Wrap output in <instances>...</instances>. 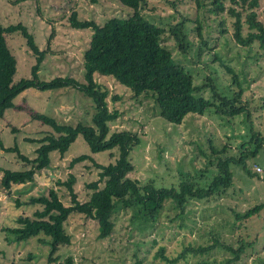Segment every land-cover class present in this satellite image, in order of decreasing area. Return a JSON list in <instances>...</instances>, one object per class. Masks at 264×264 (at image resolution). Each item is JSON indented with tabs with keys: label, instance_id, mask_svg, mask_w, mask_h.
I'll use <instances>...</instances> for the list:
<instances>
[{
	"label": "rangeland",
	"instance_id": "1",
	"mask_svg": "<svg viewBox=\"0 0 264 264\" xmlns=\"http://www.w3.org/2000/svg\"><path fill=\"white\" fill-rule=\"evenodd\" d=\"M142 7L143 14L165 28L162 44L170 50L175 61L186 67L190 79L167 83L159 98L152 95L133 97L129 89L111 77L97 76L96 80L110 90L108 106L119 111L118 117L109 122V133L129 130L140 137L141 144L131 152L134 169L129 176L170 185L176 183L182 173L195 175L205 168L214 171L215 154H211L210 146L220 149L227 145L228 153L229 149L237 152L240 143L250 138L245 114L229 121L215 114L213 109L198 114L199 105L192 94V85L213 83L222 91L232 93L238 90L224 65L238 75L243 88L242 99L250 101L253 127L264 137V49L257 42L250 47L236 43L233 19L226 12L221 17L226 31L222 33L218 16L208 11V3L145 0ZM72 11H77L79 19H91L99 24L110 17H127L131 13L130 8L117 0L97 3L85 0H0V23L6 26L21 22L33 34L38 48L46 50L38 71L41 79L71 76L84 81L83 52L88 47L92 30L71 27L68 17ZM257 13L264 22V0ZM182 18L188 20L184 22L190 43L187 53L179 51L168 32V24ZM247 31L244 24L243 34ZM51 33L52 38L49 37ZM202 40L206 45H201ZM6 41L17 61L13 81L29 77L35 59L25 39L20 33L13 32L6 35ZM214 54L222 59L223 66L213 60ZM115 94L119 99L112 102L110 96ZM197 94L209 98L212 93L205 87ZM13 102L15 107L6 109L0 119V141L5 148L16 143L20 152L29 158L36 156L38 143L27 142L25 138L37 139L53 131L50 126L33 119L32 114L42 113L59 123L91 125L95 111L90 98L70 87L44 91L28 88ZM12 128L19 131L13 132ZM83 153L90 154L100 164L114 161V157H109V151L92 153L79 135L63 155L51 152L50 166L36 172L33 181L13 185L9 190L1 184L3 170H23L30 165L22 162L15 152L0 148V264H63L67 256H72L76 264H191L195 257H189L187 263L183 259L172 263L156 254L163 248L164 255L172 259L184 246L208 244L215 235L233 248L239 245L241 238L252 242L234 264H264V148L255 158L248 160L251 175L233 166L232 183L224 193L206 200L189 199L182 213L172 201L164 202L155 220L147 218L140 208L120 210L113 215L114 230L107 238L98 237L96 220L71 213L64 223L70 242L59 244L52 254L57 257L56 261L49 262V247L42 242V235L16 241L14 234L5 228L17 226L19 215L32 217L40 207L16 206L17 197L27 201L30 196L52 187L65 205L70 204L68 189L56 181L66 180L69 173L76 178L73 189L77 199L81 202L88 200L91 190L87 183L96 180L100 170L89 160L69 166L73 157ZM257 204H262V208L254 217L237 220L238 214ZM226 255L229 253L217 248L204 256L222 258Z\"/></svg>",
	"mask_w": 264,
	"mask_h": 264
},
{
	"label": "trees",
	"instance_id": "2",
	"mask_svg": "<svg viewBox=\"0 0 264 264\" xmlns=\"http://www.w3.org/2000/svg\"><path fill=\"white\" fill-rule=\"evenodd\" d=\"M89 3H97L100 0H85ZM121 5L130 8L127 17L113 16L102 22L96 23L91 19H79L77 11H72L68 17L71 27L76 29L90 28L92 34L88 47L83 52V82L71 76H55L49 80L41 79L38 71L45 57L46 50L38 48L32 33L28 28L18 22L16 24L2 25L0 23V119L8 108L15 107L13 100L24 90L35 88L40 91L57 90L61 88H73L92 100L94 113L92 124L86 125L78 122L76 125L59 123L55 118L35 112L33 119L41 121L52 128V132L41 138H25L27 142H37L36 156L29 158L20 152L15 143L12 147L5 148L0 141V148L4 151L15 152L16 156L24 163L30 165L23 170H3L1 184L10 189L13 185L31 182L36 172L50 166V153L57 151L63 155L76 138L81 135L92 153L109 151L110 158L114 161L108 164L96 162L90 154H80L69 161V166L89 160L94 167L99 169L98 178L87 183L91 190L88 200L81 202L77 199L73 184L75 175L69 173L66 180H56L58 184L65 185L71 199V203L65 205L59 198L56 190L49 187L46 191L39 192L36 196H30L27 201L20 197L15 198L16 206L39 205L33 212V216L19 215L16 218L17 226L7 227L5 230L14 234L16 241L26 240L30 237L43 236L42 242L49 247L48 261H56L52 254L59 244H68L70 235L67 234L64 223L73 212L82 214L87 218L96 220L98 224V237L107 238L114 230L113 215L124 209L140 208L144 215L155 220L165 201L174 202L181 213L189 199L206 200L215 195L224 193L231 186L233 179L232 167H240L251 175L248 160L255 158L258 152L264 148V137L253 127L251 118L250 101L243 100V88L238 75L229 66L224 65L222 59L214 54L213 60L219 61L225 69L231 73L232 82L238 87L237 91H222L213 83L201 86L192 85V94L196 96L199 110L202 115L213 109L214 113L230 120L241 114H245L249 123V140L243 141L237 148V152H230L227 145L222 148L210 146L211 154H215L214 171L201 170L199 174L182 173L176 183L166 185L155 183L153 180H138L131 178L133 171L131 152L140 143L137 133L129 130H119L109 133V122L114 121L119 111L108 106L109 88L99 83L96 77H111L117 83L129 89L133 97L152 95L159 98L161 90L167 83L186 82L190 75L186 67L173 59L170 50L162 44V35L165 28L158 25L151 18L142 13L145 0H117ZM208 3V11L218 16V26L225 33L222 15L226 12L233 20V38L236 43L244 47H250L257 42L264 49V22L258 18L257 8L262 0H197ZM229 3L227 6L226 3ZM182 18L179 22L168 24V32L173 37L177 48L181 53H187L190 43L185 33ZM247 25V33L243 34V25ZM197 31L200 34V24ZM18 32L25 39L28 49L34 56L35 62L30 67V76L14 82L16 72V58L12 54L6 35ZM53 33L50 34L52 38ZM201 45H206L202 40ZM201 46H199L200 54ZM211 82V79L207 77ZM208 87L211 96L205 98L197 94L201 89ZM112 102L119 99L118 95H111ZM158 100V99H157ZM13 132L19 131L12 128ZM114 151V152H113ZM1 169V168H0ZM262 208V204L246 210L237 215V220H247L254 217ZM41 238V237H40ZM39 238V239H40ZM239 245L233 248L220 241L218 236H213L210 243L204 245H187L170 259L164 255L163 248L157 252V256L167 262H188L189 257H195L191 264H234L239 261L247 247L252 242L244 238L238 240ZM222 248L229 255L222 258L205 257L213 249ZM63 264H76L72 256H67Z\"/></svg>",
	"mask_w": 264,
	"mask_h": 264
},
{
	"label": "built area",
	"instance_id": "3",
	"mask_svg": "<svg viewBox=\"0 0 264 264\" xmlns=\"http://www.w3.org/2000/svg\"><path fill=\"white\" fill-rule=\"evenodd\" d=\"M258 170H260V168H257Z\"/></svg>",
	"mask_w": 264,
	"mask_h": 264
},
{
	"label": "crops",
	"instance_id": "4",
	"mask_svg": "<svg viewBox=\"0 0 264 264\" xmlns=\"http://www.w3.org/2000/svg\"><path fill=\"white\" fill-rule=\"evenodd\" d=\"M10 189H11V188H10ZM10 189H9V190H10Z\"/></svg>",
	"mask_w": 264,
	"mask_h": 264
}]
</instances>
